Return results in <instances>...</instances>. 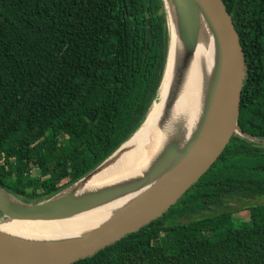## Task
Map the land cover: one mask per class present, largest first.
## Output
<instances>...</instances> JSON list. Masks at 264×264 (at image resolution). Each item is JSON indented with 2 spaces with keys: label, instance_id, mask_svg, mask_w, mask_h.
<instances>
[{
  "label": "trees",
  "instance_id": "1",
  "mask_svg": "<svg viewBox=\"0 0 264 264\" xmlns=\"http://www.w3.org/2000/svg\"><path fill=\"white\" fill-rule=\"evenodd\" d=\"M223 1L247 64L239 125L264 139V0ZM169 45L162 0H0V186L36 203L102 164L146 119ZM256 197L264 145L235 135L162 217L74 264H264V204L228 205Z\"/></svg>",
  "mask_w": 264,
  "mask_h": 264
},
{
  "label": "water",
  "instance_id": "2",
  "mask_svg": "<svg viewBox=\"0 0 264 264\" xmlns=\"http://www.w3.org/2000/svg\"><path fill=\"white\" fill-rule=\"evenodd\" d=\"M167 17L170 45L162 83L156 101L146 119L118 150L93 171L53 197L28 203L0 186V225L15 222H52L73 218L101 206L122 192L134 188L107 189L81 197L74 196V189L96 175L144 126L155 103L159 101L170 66L172 28L167 0H162ZM184 27L188 45L195 41L197 14L202 12L212 29L217 44L215 82L200 125L178 159L162 160L137 184L143 186L150 178L155 183L115 211L97 229L81 239L60 243H34L0 236V264H74L114 245L124 237L136 233L162 217L171 207L209 172L222 156L235 135L250 142L264 145V139L246 134L239 125L242 91L246 83L247 64L245 53L223 0H174ZM183 62L174 66L173 82L182 76ZM169 80V78H168ZM173 85V84H172ZM172 87V86H171ZM167 92V91H165ZM8 199H12L11 204Z\"/></svg>",
  "mask_w": 264,
  "mask_h": 264
},
{
  "label": "bare ground",
  "instance_id": "3",
  "mask_svg": "<svg viewBox=\"0 0 264 264\" xmlns=\"http://www.w3.org/2000/svg\"><path fill=\"white\" fill-rule=\"evenodd\" d=\"M167 5L171 17L172 49L160 98L154 106L158 110L153 115L150 112L135 136L96 175L81 183L73 192L74 196L81 197L107 189H124L128 185L134 188L67 220L1 224L0 236L34 243L77 241L149 189L155 179L150 178L143 186L137 187V184L158 163L166 158L175 160L180 157L200 125L214 86L217 44L204 14L198 12L195 41L188 45L174 0H167ZM181 60L182 76L179 81L173 82L174 66ZM99 183L100 187L92 188ZM8 200L14 204L12 199Z\"/></svg>",
  "mask_w": 264,
  "mask_h": 264
},
{
  "label": "rangeland",
  "instance_id": "4",
  "mask_svg": "<svg viewBox=\"0 0 264 264\" xmlns=\"http://www.w3.org/2000/svg\"><path fill=\"white\" fill-rule=\"evenodd\" d=\"M157 110H158L157 106L153 107V109L151 110V114L152 115L155 114V112ZM100 186H101V183L92 186V188H97ZM262 204H264V198L256 197V198H246V199H242V200L235 199V200H232L228 205L231 208L230 210L237 211V210L245 208V207L262 205ZM208 214L215 215L216 212L210 211V212H208ZM232 217H233L232 222L234 225H236V224L238 225L239 223L242 225H247V221L249 219V212H245V211L235 212ZM229 224L232 225L231 222H229Z\"/></svg>",
  "mask_w": 264,
  "mask_h": 264
}]
</instances>
